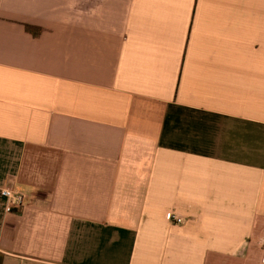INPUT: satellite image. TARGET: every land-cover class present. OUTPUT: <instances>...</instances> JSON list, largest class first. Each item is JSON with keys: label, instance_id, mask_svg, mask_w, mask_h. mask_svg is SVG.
I'll return each instance as SVG.
<instances>
[{"label": "crops", "instance_id": "0c3cea01", "mask_svg": "<svg viewBox=\"0 0 264 264\" xmlns=\"http://www.w3.org/2000/svg\"><path fill=\"white\" fill-rule=\"evenodd\" d=\"M6 187L0 264H262L264 0H0Z\"/></svg>", "mask_w": 264, "mask_h": 264}, {"label": "built area", "instance_id": "2783aa9c", "mask_svg": "<svg viewBox=\"0 0 264 264\" xmlns=\"http://www.w3.org/2000/svg\"><path fill=\"white\" fill-rule=\"evenodd\" d=\"M0 196L3 199V210L6 214L21 211L26 205L25 195L18 189L11 187L2 188L0 189ZM169 221L174 225L183 223V220L174 214L169 216ZM261 262L264 264V240L261 245Z\"/></svg>", "mask_w": 264, "mask_h": 264}, {"label": "trees", "instance_id": "16d2710c", "mask_svg": "<svg viewBox=\"0 0 264 264\" xmlns=\"http://www.w3.org/2000/svg\"><path fill=\"white\" fill-rule=\"evenodd\" d=\"M26 29H27V30H30V31H34L33 29H31V28H28V27H26Z\"/></svg>", "mask_w": 264, "mask_h": 264}]
</instances>
